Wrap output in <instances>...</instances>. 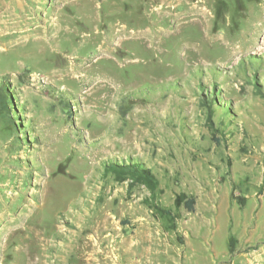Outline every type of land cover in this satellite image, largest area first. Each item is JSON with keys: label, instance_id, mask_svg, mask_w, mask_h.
<instances>
[{"label": "rangeland", "instance_id": "374dc122", "mask_svg": "<svg viewBox=\"0 0 264 264\" xmlns=\"http://www.w3.org/2000/svg\"><path fill=\"white\" fill-rule=\"evenodd\" d=\"M0 85V264H264V0H0Z\"/></svg>", "mask_w": 264, "mask_h": 264}, {"label": "trees", "instance_id": "16d2710c", "mask_svg": "<svg viewBox=\"0 0 264 264\" xmlns=\"http://www.w3.org/2000/svg\"><path fill=\"white\" fill-rule=\"evenodd\" d=\"M8 93L6 89L0 85V99H2L4 102H6V99L8 98ZM218 140V139H217ZM107 172H113L117 179L120 181H124L127 179L131 180V183L141 184L149 191H151V194L154 196L156 191L159 187V181L154 174V172L151 170V168L138 164V163H129V164H115L111 163L107 165L106 167ZM150 203V202H149ZM174 204L177 208L184 207L188 211L193 212L196 208V197L192 195H188L185 192H180L176 195ZM240 204L243 205L241 202ZM150 207L153 210V212H157L161 214L162 216H165L166 218H172L173 212L171 209L166 208L165 206L158 204L156 202H151Z\"/></svg>", "mask_w": 264, "mask_h": 264}, {"label": "bare ground", "instance_id": "6f19581e", "mask_svg": "<svg viewBox=\"0 0 264 264\" xmlns=\"http://www.w3.org/2000/svg\"><path fill=\"white\" fill-rule=\"evenodd\" d=\"M74 72V69L71 68L70 71H68V73H73Z\"/></svg>", "mask_w": 264, "mask_h": 264}, {"label": "crops", "instance_id": "0c3cea01", "mask_svg": "<svg viewBox=\"0 0 264 264\" xmlns=\"http://www.w3.org/2000/svg\"><path fill=\"white\" fill-rule=\"evenodd\" d=\"M197 203V202H196ZM196 209V208H195Z\"/></svg>", "mask_w": 264, "mask_h": 264}]
</instances>
